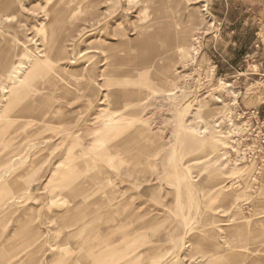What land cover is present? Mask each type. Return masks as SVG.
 <instances>
[{
    "label": "rangeland",
    "instance_id": "374dc122",
    "mask_svg": "<svg viewBox=\"0 0 264 264\" xmlns=\"http://www.w3.org/2000/svg\"><path fill=\"white\" fill-rule=\"evenodd\" d=\"M46 1L14 0L8 12L15 16L9 22L15 28L4 29L14 41H24L36 55L43 54L41 36L35 30L47 21L43 10ZM205 4L207 10H201L206 7ZM172 8L176 9L170 14L171 20L182 25L188 24V35L196 38L192 41L197 48V58L185 63L177 57V46L173 47L174 54L173 48L168 50L165 38L149 43L145 41L140 49L144 41L141 23L148 22L153 14L164 16L165 11L174 10ZM97 9L100 15L75 20L78 29L66 35L64 41L67 57L57 63L59 74L53 73L58 82L71 88L72 92L64 94L55 90L51 93L49 85L38 83L42 92L49 94V99L56 104L58 112L54 113L55 118L36 114L32 115L34 119L30 122L20 119L26 124L14 132L15 137L9 144L0 147V187L13 194L0 204V258L8 257L5 264L26 260L27 253L33 247L26 246L30 228L38 227L42 232L47 231L48 238L54 236V225L47 217L52 210L60 207L58 204L63 199L74 198L60 186L62 182L69 181L83 182L84 191L75 199H83L85 203L98 199L100 204L94 205L97 209L104 208L102 205L111 196L121 195L118 210L130 222L126 227L144 223L151 218L150 224H143L138 232L160 247H174L172 257L160 264H234L241 260H245L244 264H264V228H258L264 224V216L257 218L251 208L252 203L259 202L256 196L264 193V165H261L260 160L252 162L245 158L237 162L234 159L245 146L253 142L254 136L259 133V121L264 118V0H102ZM2 24L0 21V28ZM101 27L103 30L98 31ZM115 29L126 34L128 50L115 51L118 52L117 57L121 58L116 75H112L116 82L107 86L101 74L109 70L105 63L109 59H105L104 53L94 48V42L98 44L104 39L106 43L116 44L120 36L114 33ZM154 49L153 57L159 65L164 63L160 59L163 53H172L169 59L170 74L174 76L173 83L177 86L173 100L165 97V85H160L152 78L156 67L140 70L129 61L140 50L147 55ZM19 58L27 66L26 59L23 56ZM174 69H177L176 72ZM123 72L129 75L122 76ZM219 77L231 83L228 91L211 89L218 85ZM6 83V78L0 77V91L6 90L2 89ZM112 88L134 91L130 102L122 110L124 113H138L147 120L144 125L128 128L117 137L121 141L120 149L100 148V143L93 140V127L103 119V108L110 105L104 94ZM215 91L221 102H217L213 96ZM0 99L4 98L0 96ZM198 102L222 109V112L215 114L217 116L207 118V129L215 131L226 142L223 147L220 145L222 148L219 146V161L203 146L208 140L203 121L193 120V108ZM182 108L185 110L182 111ZM50 121L55 124L61 122V127L48 130L44 126ZM12 128L7 126L9 131ZM130 138L131 144L127 143ZM127 148L130 149L128 152ZM108 149L114 150L116 154L113 161L107 158L110 153ZM72 153L77 160H84L86 165L83 162L79 169L63 179L65 169L61 161ZM194 157L197 159L188 161ZM119 160H122L121 163ZM126 160L128 163L124 164ZM149 163H153L152 166ZM234 164L241 167L240 172L235 174L237 176L229 172ZM91 169H95V172ZM143 169L146 175L141 171ZM129 172L134 174L130 175ZM221 181L223 187L218 189L219 185L213 186ZM241 189L247 195L237 197L236 206L222 195ZM91 190L95 194L89 192ZM55 199L58 201L55 202ZM102 199L106 200L103 202ZM70 208L73 213L80 209L72 203ZM103 217L97 220L102 226L106 223ZM248 218H253L250 222L253 227L251 235L231 234L233 227L246 225ZM189 219L195 220L188 230L190 240L200 248L211 247L210 250L215 252L212 259L211 255L197 254L190 242L184 244V222ZM222 223L228 225L220 228L219 224ZM145 225L148 229L144 228ZM149 225H153V228ZM254 227L258 229L254 230ZM23 246L26 248L21 251ZM51 248L47 244L42 248L45 252L39 264H53L49 261ZM143 249L144 246H140L137 251ZM137 251L135 254L132 252L130 257L136 255ZM149 254L142 252L139 262L144 264ZM25 260L23 263L29 264Z\"/></svg>",
    "mask_w": 264,
    "mask_h": 264
},
{
    "label": "bare ground",
    "instance_id": "6f19581e",
    "mask_svg": "<svg viewBox=\"0 0 264 264\" xmlns=\"http://www.w3.org/2000/svg\"><path fill=\"white\" fill-rule=\"evenodd\" d=\"M101 1L102 0H47L43 7V10L47 17V21L44 23H41L40 26L36 27V30H35L36 34L41 36V38L39 39H41L42 41L41 45L43 46L42 55H36L32 49H30L27 45H25L24 41H21V40L18 41V39L17 40L15 39L14 41L12 39V36L10 37L6 33L7 29L15 28L13 25L9 23L10 20H12V16L14 18L15 16L12 15L11 12H8L9 7H12L14 0H3L0 3V21L3 22L2 27L0 28V77L6 78V81H7L6 83L7 85L2 88V89L6 88V90L4 89L0 91V96L4 98L2 100L0 99V147L3 144L5 145H7V143L9 144V141L15 137L14 132H16V130L20 129L22 126L26 124V121L24 120H27V122H30L33 118L32 115L47 114V115L54 117V113H56L57 111L56 104L53 101H51L52 99H49L48 97L49 94L42 92V90L38 86V83L44 82L47 85H49V90L51 93L55 90H60L64 94L72 92V89L69 88L68 86L61 85L58 82L56 75H54L53 73L56 72L57 74H59L60 69L58 68L59 66L57 65V63H59L60 60L67 57V52H66V48L64 45V41H65L66 35L78 29V25H76L75 20L80 17L91 19L95 16L100 15V12L97 9V7ZM144 1H147V0H144ZM174 6H176V4H174ZM172 9L174 10L165 11L167 15L165 14L164 16H160L158 14H153L148 22L144 21L143 23H141L140 28L142 29V34L144 35L143 37L144 41L142 40L141 43L143 45H140V49H142V47L144 46L143 42L145 41L149 43L153 40H159L161 38H165L167 40V45L169 47L168 50H171L173 47L175 48V46H177V49H178L177 57L179 61H181L182 63H185L191 59L197 58L196 57L197 48L194 46V42L192 41V40H195L196 38L195 37L193 38L188 35V24L182 25V24L177 23L176 21H172L173 19L170 16V14L173 11H175L176 8H172ZM15 10H17V8ZM201 10H207V5ZM194 11L195 10H192V12ZM143 13L144 14L146 13V7H144L143 9ZM101 29L103 30V27H101L98 31H100ZM114 33L120 36V39L116 44L106 43L104 39H102L101 41H98L99 42L98 44L94 42L95 44L94 48L99 49L101 53L103 52L105 59L106 58L109 59L108 62H105L107 64V67H109V70H115V71L106 70L105 72L101 71L102 72L101 75L103 76V80L107 86L113 85V83L116 82V80H114L112 75L113 74L116 75V68L119 63L118 61L121 60V58L119 59V57H117L116 53L118 52H115V51L117 49L128 50V48H126L128 44V40L126 39V34L119 29H115ZM174 48L172 49L173 54H174ZM17 50H19V52H17ZM154 51L155 49L151 53H148L147 55H145L143 54L144 52L140 50V53L129 61L137 65L140 70L148 69L151 67H154V68L156 67V71L153 73L152 78L156 79L160 83V85L162 84L165 85V88H164L165 97L173 100L175 98L174 90L177 88V86L173 83L174 76L170 74L169 59L171 58L172 53H169V54L163 53L160 59L164 60V63L159 65V63H157L158 60L153 57ZM80 54H83V53L80 52ZM20 56H23L26 59L25 63L27 66H25L24 62L21 61V59L19 58ZM174 70L176 72L177 69H174ZM121 75L128 76L129 73L123 72ZM229 87H231V83L219 77L218 85L211 89H216V90L223 89L224 91H226L227 88ZM216 92L217 91L213 93V96L217 99L216 100L217 102H221L222 99L219 97V95L216 94ZM125 95L127 96L123 98V96ZM132 95H134V91L128 88L126 90L125 89L122 90L119 88L117 89L112 88V89H108L106 93L104 94V96L107 97V101L110 105L109 106L107 105L103 108V115H102L103 119L101 118L100 121L96 122L97 125L93 127L94 128L93 129V133H94L93 140L100 143L99 144L100 148L106 147V148L111 149V147H116V148L118 147L120 149L119 144L121 143V141L117 140V137H119L126 129L134 127V126H142L147 122V120L144 119L142 116H140L138 113H124L123 112L122 110L123 107L126 108L128 103L130 102V98ZM234 95H236V93ZM116 97L118 99H116ZM116 101H118V103H116ZM190 105L188 106L190 107ZM183 110H185V108H182V111ZM220 112H222L221 107H218L215 105H209L206 102H198L196 106L193 108V120H202L203 125H204V130H205L208 128L207 124H208L209 119L207 118L217 116L215 114H218ZM66 114L68 115V113ZM38 116H41V115H38ZM66 118L68 119V117ZM20 119H24V120H20ZM46 119L48 120V118ZM37 120H40V118H38ZM59 121L65 122L61 119ZM55 123L51 121L47 122L46 126L44 127H46L48 130L49 129L58 130V128L61 127L59 126L60 125L59 123L61 122H59L58 124H55ZM7 126H13V128L9 131L7 130ZM65 128L67 129V127ZM207 132H208V138H207L208 140L204 142L203 146L204 148L208 150V153H211L214 155V158L216 161H219L221 158L220 147L226 144V142L220 135L216 134L215 131L207 129ZM123 140L124 139H122V141ZM128 142L129 144H131L130 143L131 138L130 140L129 139L127 140V143ZM143 147H144V144H143ZM136 148L139 149V147H135L134 149ZM110 149L108 150L110 151ZM121 150H122V147H121ZM128 150L130 149L127 148V152ZM131 152H133V150ZM147 153H148L147 156H149V152ZM146 154H144V156H146ZM141 155H138V156L141 158ZM115 157H116V154L114 150L113 152L110 151V153L107 154L108 160L113 161ZM195 159L197 158L195 157L190 158L188 161L195 160ZM121 161L119 163H121ZM83 162L81 160L80 161L77 160V157L73 153L71 155H67L65 160L61 161V164L62 166H64V169H65L64 171L65 174H64L63 179H65V177H67L70 174H73L77 169H79V167L83 165L82 164ZM136 162L139 163L138 161ZM127 163L128 161L124 164H127ZM150 164L152 166L153 163H149V165ZM130 165L131 164H129V166ZM234 166L232 167V170L229 171L233 175L238 174L241 168V167H236V166L234 167ZM145 168L146 167H144V169ZM144 169L141 171H143V173H145L146 175V172L144 171ZM131 170L133 171V169ZM87 174L89 173L87 172ZM133 174L131 173L130 175H133ZM92 181L98 182L97 179H94V180L92 179ZM99 183H102V182H99ZM218 185H219L218 187L219 189L223 187L224 184H222V181H221L213 186H218ZM60 186L62 190L68 193L67 195L74 196V198H71L68 200L63 199L58 204V206L60 207H57V209L52 210V213L48 215L47 219H49V221H51L54 225L53 230L55 231V233L53 232L54 236L52 238H48L47 231L42 232L39 230L38 227L30 228L31 233L28 232L30 235L29 237H27L28 238L27 240L29 241L26 242V246L30 247L33 245V247L30 248L29 252L27 253L26 260L24 259L25 261L29 262V264H39V262L42 260V254L45 252L44 250H42V248H44L46 244L49 245L50 248L52 247L50 249L52 254H51L49 261H51L53 264H142L139 262V257L142 252L150 253L149 258L144 264H160V263L166 262L168 257L170 256L172 257V255L174 254L173 246L160 247L158 246V244H153L151 241L147 240L144 234H142L141 232H138V230L143 226V224L146 223L147 225V223H149L151 218L149 221L148 219L147 221L145 220L146 222L144 223H137V224L132 225L131 227H126L130 222L129 220H126L125 218H123L122 211L118 210V207L121 203V195L112 194L113 196H111L110 199L108 198L106 202L104 201L107 198L104 201L102 199V201L104 202V205L102 206H104V208L101 207V209L99 208L100 209L99 210L94 206L96 205V203L99 202L98 199L94 201L91 200L92 203H85L83 199L82 201L75 199V197H77L79 193L84 191L85 185L83 182H79V183H73L69 181L62 182ZM89 192L92 193V190ZM99 192H101V190ZM92 194H95V193H92ZM222 195H225V197L229 199L232 205L236 206L238 204L237 202H235L236 198L245 196L247 195V193L244 189H241L238 192H230V193H225V194L222 193ZM12 196L13 194H11L10 191H7L5 188L0 187V204L6 202ZM256 197H257V200H259V202L252 203L251 208H252V211H254L253 212L254 215L257 216V218H261L264 216V193H261L257 195ZM85 198H87V196ZM51 200L54 201L52 198ZM57 201L58 200L55 199V202ZM70 203L77 205L80 208L79 211L73 213V210L70 208ZM259 203H262V204L259 205ZM123 212H124V209H123ZM76 214L80 216L78 217L76 216ZM149 215L151 217L150 213ZM102 216H105L106 218V221H105L106 223L104 226H102V223L101 224L97 223V220L100 219ZM105 218L103 217V219ZM253 218H248L246 220L247 224L244 226L237 227L236 225V227H233L231 234H234L235 236L251 235V233L253 232V227L250 225V222L252 221ZM244 220L245 219H243L242 221ZM194 221H195L194 219H189L184 222L185 228H184L183 234H184V237L186 238L184 244H186L187 242H190L191 244L194 245L195 247L194 249L197 254L200 253L201 256L211 255L212 256L211 259H212L213 256L215 255V252H213V250H210L212 249L211 247L208 249L200 248L198 247V245H196L195 242H192L189 238L188 230L191 228ZM225 225H228V224H225V223L224 224L222 223L221 225L219 224L220 228H223V226ZM150 226L151 225H149V227ZM144 228L148 229L147 226ZM152 228H153V225L151 226V229ZM258 228L259 229L264 228V224ZM258 228L254 227V230ZM260 235L262 234L260 233ZM140 246H144V249L141 252L140 251L138 252L137 248ZM25 248L26 247L23 246L21 248V251L24 250ZM135 251H137V254L134 255L133 257H130V254L132 252L134 253ZM242 256H240V258ZM7 260H8V257L0 258V264H5ZM24 260L20 261L17 264H24L23 263ZM244 263H245V260H241V261L235 262L234 264H244Z\"/></svg>",
    "mask_w": 264,
    "mask_h": 264
},
{
    "label": "built area",
    "instance_id": "2783aa9c",
    "mask_svg": "<svg viewBox=\"0 0 264 264\" xmlns=\"http://www.w3.org/2000/svg\"><path fill=\"white\" fill-rule=\"evenodd\" d=\"M258 131L259 133L254 136L253 142L247 147L245 146L234 159L241 161L247 158L248 161L252 162L260 160L261 165H264V118L259 121Z\"/></svg>",
    "mask_w": 264,
    "mask_h": 264
}]
</instances>
